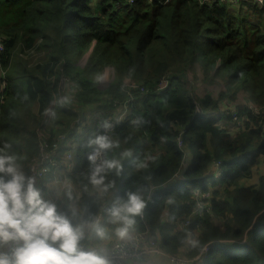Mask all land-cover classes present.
Masks as SVG:
<instances>
[{
  "label": "trees",
  "instance_id": "trees-1",
  "mask_svg": "<svg viewBox=\"0 0 264 264\" xmlns=\"http://www.w3.org/2000/svg\"><path fill=\"white\" fill-rule=\"evenodd\" d=\"M245 7L0 0V143L12 146L27 176L41 147L60 156L73 145L74 167L56 211L87 232L85 222L100 218L112 227L106 209L143 190L132 233L147 227L162 250L187 258L213 242L200 264H264L261 168L247 183L264 165V10ZM91 46L86 63L77 64ZM106 69L112 78L101 89ZM196 71L201 77L192 84ZM225 99L235 108L226 109ZM86 110L110 120L120 141L116 158L130 152L104 194L88 181V141L104 131L102 122L79 138L71 131ZM37 186L45 191L43 181Z\"/></svg>",
  "mask_w": 264,
  "mask_h": 264
},
{
  "label": "clouds",
  "instance_id": "clouds-1",
  "mask_svg": "<svg viewBox=\"0 0 264 264\" xmlns=\"http://www.w3.org/2000/svg\"><path fill=\"white\" fill-rule=\"evenodd\" d=\"M100 126L104 131L88 141L93 149L88 155V181L104 194L113 187L109 174L120 173L121 159L130 152L124 150L116 158L114 150L120 148V141L111 134L109 123ZM109 152L113 153L110 159ZM20 159L10 144L0 143V248L10 242L13 245L7 252L0 251V264H108L99 252L79 247L85 225L74 226L54 204L41 198L34 177L22 171ZM138 167L146 168L147 164L141 162ZM144 203L143 190L129 191L106 209L111 228L98 219L85 224L98 238H109V232L123 238L136 223ZM186 242L192 246L197 243L191 238Z\"/></svg>",
  "mask_w": 264,
  "mask_h": 264
},
{
  "label": "built area",
  "instance_id": "built-area-1",
  "mask_svg": "<svg viewBox=\"0 0 264 264\" xmlns=\"http://www.w3.org/2000/svg\"><path fill=\"white\" fill-rule=\"evenodd\" d=\"M128 1L132 2L133 0ZM168 1L170 0H164V2ZM198 3L201 6H209L213 4L225 5L234 8H239L243 6L244 10H247V7L245 6L249 4L254 7H257L258 10H264V0H198ZM158 84L160 87H164L165 80H161ZM129 99H131V97ZM94 116H97V118L76 119L71 131L74 132V134L79 135L77 138H79L80 136H84V132L88 131L89 127L102 122L99 113H95ZM105 122L110 123V120L106 119ZM69 144L71 146L72 142L68 141L67 145ZM72 147L73 145L71 146V148ZM71 148L70 150L64 152L62 155L59 156L56 148H52L49 151H45L43 147H41V154L39 155L37 162L33 164L29 170L30 176L34 177L35 179V187H37L38 181L46 177L49 172H52L54 181L58 183V188L56 192L53 191L50 194L45 192V196L48 199L47 201L54 204L55 206L57 200L59 199L58 197L61 195L62 191L68 186L69 181L67 176L70 172H72L74 167ZM180 177L181 175H176L174 178H176V180H180ZM68 219L70 220V218ZM186 224V220H184L183 224L180 225V227H183ZM212 243L213 242L204 245L197 256L186 259L181 255L169 254L162 250L158 245L156 236H153L150 233L149 229L145 227L143 231L133 232L127 240H118L115 245L105 253L99 252L96 248H90L86 246V243L82 240V238L79 241V247L84 251L99 252V254L102 255L108 261V264H125L128 261L133 262L139 260L142 257L153 254L165 257L167 260L170 261V264H196V261H198V259L200 263L201 257H203L207 253L209 248L213 245ZM11 247H13V245L10 242L7 246V251H9Z\"/></svg>",
  "mask_w": 264,
  "mask_h": 264
},
{
  "label": "rangeland",
  "instance_id": "rangeland-1",
  "mask_svg": "<svg viewBox=\"0 0 264 264\" xmlns=\"http://www.w3.org/2000/svg\"><path fill=\"white\" fill-rule=\"evenodd\" d=\"M129 2V1H128ZM117 3V2H116ZM130 3V2H129ZM252 20L255 22V18H252ZM91 49H92V46L90 47V49L86 52V53H84L83 54V56L77 61V64H79V65H81V66H83L85 63H86V59H87V57H88V55H89V53H90V51H91ZM111 71L112 70H110V69H106V70H104V72L102 73V75H101V77H100V80H99V88H101V89H104L106 86H107V84L111 81V78H112V73H111ZM196 73L197 74H190L189 73V78L191 79V80H193L192 81V84H194L195 82H196V80H198V77H197V75L199 76V77H201V75H200V73L198 72V71H196ZM203 81H205V79H203ZM217 81H219V80H217ZM68 84H70L68 81H66ZM63 84H64V82H63ZM131 86H132V88H134V87H136V84H131ZM196 87H201V85H200V83L199 82H197L196 83ZM195 87V88H196ZM157 89H160V88H158L157 87ZM143 90H145L146 92L147 91H149L150 89L149 88H143ZM131 95V94H130ZM237 99H236V104L237 105H243V103H244V97H243V95L240 93V92H238L237 93ZM61 98L63 99V95L61 96ZM224 104H225V108L226 109H234L235 107L233 106L232 107V105H230V102L229 101H227V99H225L224 100ZM256 105V104H255ZM255 105H253V107L255 106ZM250 106V105H249ZM251 107V106H250ZM225 108H223V110L225 109ZM254 109V108H253ZM255 110V109H254ZM86 115V116H85ZM81 116V117H80ZM79 118H82V119H96L97 118V116H94V113H92V114H89V113H87V110L86 111H84L83 112V114H80L79 116H78V118L77 119H79ZM233 121H235L234 119H236V118H231ZM75 121H76V119H75ZM74 121V122H75ZM189 153L191 154L192 152L191 151H189ZM262 164V163H261ZM258 168L255 170L254 169V171H255V173H253V175H252V177L250 178V180L247 182L248 184L249 183H253V182H255L256 180H257V173H256V171L258 170V169H260L261 168V170H262V172H264V165L262 166V165H260V166H257ZM52 175L50 174L49 175V178L51 177ZM53 177V176H52ZM45 178V177H44ZM42 179L41 181H43V185L45 186V191H42L41 189H40V194H42L43 195V197H45L46 198V196H45V192H47L48 194H50V193H52L53 191L54 192H56V190H57V188H58V183H56L55 181H54V178H52V180H49V181H46L45 179ZM44 181H46V183H44ZM40 181H38L37 183H39ZM37 189L39 188L38 186L36 187ZM202 195L203 196H207V194L206 193H202ZM99 221L101 222V218L99 219ZM109 228H111V227H109ZM87 229V228H86ZM86 232V231H85ZM88 233V232H87ZM86 233V234H87ZM110 233V232H109ZM110 236L112 237V239L111 238H108V241L106 240V241H104L103 243H97L98 245H94L95 247H97V249L99 250H104V249H106L105 248V246H114L115 245V243L118 241L117 240V237H113L112 236V234H110ZM223 244V243H222ZM223 245H225L226 247H228V248H230L231 246L230 245H228V244H223ZM94 246H91V248H93ZM101 247V248H100ZM111 247V248H112ZM183 257H185L186 259H189V258H187L186 256H183ZM195 257V256H194ZM168 262L170 263V261L168 260ZM196 264H200L199 263V259H198V261H196Z\"/></svg>",
  "mask_w": 264,
  "mask_h": 264
},
{
  "label": "crops",
  "instance_id": "crops-1",
  "mask_svg": "<svg viewBox=\"0 0 264 264\" xmlns=\"http://www.w3.org/2000/svg\"><path fill=\"white\" fill-rule=\"evenodd\" d=\"M50 174L52 175V172H49L47 174V176L44 178L46 181L52 180V178H53L52 176L49 178ZM46 181H44V183H46ZM39 191H40V189H39ZM41 198L43 200H46V201L48 200L47 197L46 198L43 197L42 194H41ZM86 233H87V231L85 232V230H84L83 236H82V240L86 243V246H88L90 248H91V246L98 245L97 243L101 244V243H103L106 240L108 241V238L107 239L98 238L90 229H88V233L87 234ZM110 234H112V236L114 238L117 237L113 233L110 232L109 233V238H111V239H112V237L110 236ZM131 235H132V230L129 229V231L125 235V237H123V238L117 237V240H121V239H123V240L126 239L127 240ZM7 246H8V244L4 245L2 248H0V251H5L6 252L7 251ZM111 247H112L111 245L110 246L107 245V246H105L106 249H104V250H100V249L98 250L97 247H95V246L93 248H96L101 253H105V252L109 251L111 249ZM125 264H170V263L168 262V260L165 257H163L161 255L153 254V255L142 257L139 260H136V261H133V262H129L128 261Z\"/></svg>",
  "mask_w": 264,
  "mask_h": 264
}]
</instances>
